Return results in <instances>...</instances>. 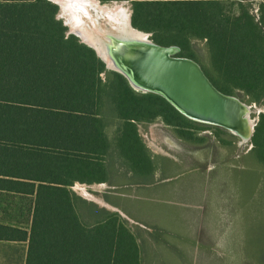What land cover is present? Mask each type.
<instances>
[{
    "label": "trees",
    "instance_id": "1",
    "mask_svg": "<svg viewBox=\"0 0 264 264\" xmlns=\"http://www.w3.org/2000/svg\"><path fill=\"white\" fill-rule=\"evenodd\" d=\"M129 1L135 29L192 60V42L204 41L202 70L210 82L262 105L238 176L240 188L255 187L264 169V0L258 17L248 5L254 0ZM57 12L47 0H0V191L34 197L29 232L0 225V240L27 241L24 264H143L141 244L126 221L71 187L151 183L166 159L148 152L139 125L159 120L189 144L203 140L196 135L201 130H226L189 120L162 97L133 90L90 47L66 34ZM254 227L244 253L260 263L264 242L259 222Z\"/></svg>",
    "mask_w": 264,
    "mask_h": 264
},
{
    "label": "rangeland",
    "instance_id": "2",
    "mask_svg": "<svg viewBox=\"0 0 264 264\" xmlns=\"http://www.w3.org/2000/svg\"><path fill=\"white\" fill-rule=\"evenodd\" d=\"M113 1L131 9L129 0L104 3ZM260 4V0L248 3L256 17ZM57 17L63 23L61 9ZM191 51L194 61L206 70L204 41L194 40ZM234 95L250 107L248 119L256 124L262 105L248 103L242 92ZM138 132L151 155L166 159L153 171L148 179L151 183L116 188L105 183L76 182L71 190L88 202L119 212L140 240L143 264H264V255L258 263L244 253L246 233L253 231L254 235L255 222H259L264 242V169L260 175L257 172L255 187L250 184L246 189L243 184L240 188L238 181L244 167L241 157L251 148L250 140H241L228 131L217 135L208 128L197 132V137L203 138L200 143L189 144L159 120L139 125ZM159 132L178 148L160 140ZM251 171H256L255 166ZM249 180L246 178L247 184ZM81 189L97 201L82 195ZM32 202L33 197L0 193V214L13 204L22 205L26 215ZM257 254H263L262 250Z\"/></svg>",
    "mask_w": 264,
    "mask_h": 264
},
{
    "label": "water",
    "instance_id": "3",
    "mask_svg": "<svg viewBox=\"0 0 264 264\" xmlns=\"http://www.w3.org/2000/svg\"><path fill=\"white\" fill-rule=\"evenodd\" d=\"M47 1L60 9L58 3ZM130 16L131 9L129 27ZM63 25L67 35H74L90 47L105 69L122 75L133 90L162 97L189 120L222 128L244 141L250 140L255 126L248 121L250 107L235 95L220 92L194 60L176 55L178 47L157 45L150 39V33L139 31L145 33L146 42L128 46L118 52L119 55L110 56L111 66L92 45L71 31L65 21Z\"/></svg>",
    "mask_w": 264,
    "mask_h": 264
},
{
    "label": "bare ground",
    "instance_id": "4",
    "mask_svg": "<svg viewBox=\"0 0 264 264\" xmlns=\"http://www.w3.org/2000/svg\"><path fill=\"white\" fill-rule=\"evenodd\" d=\"M53 1L59 4L61 16L64 17L69 29L79 35L86 43L92 45L107 60L108 65L112 66L113 64L110 56L119 55L118 52L125 51L128 46L146 42L145 33H140L132 25L129 27V9L123 2L101 3L98 0ZM248 121L250 120L248 119ZM157 136L171 148H178L160 132ZM80 191L87 198L97 201L84 189Z\"/></svg>",
    "mask_w": 264,
    "mask_h": 264
},
{
    "label": "crops",
    "instance_id": "5",
    "mask_svg": "<svg viewBox=\"0 0 264 264\" xmlns=\"http://www.w3.org/2000/svg\"><path fill=\"white\" fill-rule=\"evenodd\" d=\"M0 193L8 194L11 196L17 195L21 197H26V196L33 197L30 195L14 194V193H8L4 191H0ZM33 202H34V197H33ZM33 202H32V209H33ZM8 207L9 208L5 214L3 215L0 214V225H5V226L13 227L16 229H20L28 233L30 229L32 209L29 212L27 211L28 214L25 215L24 208L22 205L16 206L13 204L12 205L9 204ZM98 208L105 209L109 212H117L119 214L117 210L108 209L107 207H104V206H101V207L98 206ZM121 210L125 212L124 208H121ZM129 229L134 233V235L137 238V241L140 242L139 238L137 237V234H135V232L130 227ZM26 250H27V241L0 240V264H24Z\"/></svg>",
    "mask_w": 264,
    "mask_h": 264
}]
</instances>
